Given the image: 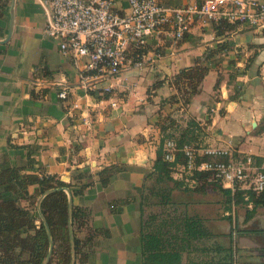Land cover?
<instances>
[{"label":"crops","instance_id":"1","mask_svg":"<svg viewBox=\"0 0 264 264\" xmlns=\"http://www.w3.org/2000/svg\"><path fill=\"white\" fill-rule=\"evenodd\" d=\"M159 1L182 7L204 0ZM113 2L119 14L130 12L129 0ZM4 3L0 0V171L27 166L32 153L35 168L26 173L72 184L73 208L89 215L76 231L81 252L88 254L85 264H143V222L155 211L144 203L145 176L154 166L166 118L181 129L198 124L199 143L231 142L237 156H251L264 169V27L238 24L219 35V22L197 21L181 41L151 39L132 53L121 73L97 75L45 34L47 11L40 0H17L12 30L11 0ZM199 61L209 68L200 93L187 106L169 103L177 94L173 78ZM62 89L69 90L67 102L58 97ZM112 165L124 170L104 187L98 174ZM83 184L92 185L82 190ZM188 193L192 200L179 213L198 218L201 237L185 250L182 264H264L263 204L226 207L218 191Z\"/></svg>","mask_w":264,"mask_h":264},{"label":"trees","instance_id":"2","mask_svg":"<svg viewBox=\"0 0 264 264\" xmlns=\"http://www.w3.org/2000/svg\"><path fill=\"white\" fill-rule=\"evenodd\" d=\"M9 1L4 0V4H8ZM237 25L221 21L215 27L217 33L222 35L234 30ZM222 49L224 46L221 44L220 50ZM208 69L199 61L194 67L181 70L171 81L177 94L171 96L169 103L183 102V105L187 106L193 97L200 93ZM221 79L220 76L218 86ZM231 79H234V76H231ZM159 85H155L154 88H158ZM92 94L99 98L96 93ZM165 121V125H161L162 137L157 147L154 166L145 176L144 203L150 208L158 206L160 209L150 212L143 222L141 233L143 264H182L185 250L201 237L197 226L198 218L179 213V207L172 199L173 189L166 186L168 182H173L176 188L186 187L198 194H206L210 189L218 191L226 198V207H230L233 202L242 206H247L250 202L264 205V191L247 192L250 198L245 201L243 191H236L233 194L231 190L210 182L208 173L198 174V184L194 188L175 180L172 177V165L164 160L162 148L164 141L175 140L179 149L186 145L198 146L202 144L199 143L202 132L194 122H189L181 129L173 118L168 117ZM184 161L183 154L178 153L177 162ZM35 164L32 153H29L27 166L7 167L0 171V264H43L49 251V239L36 208L37 200L46 191L55 188H68L72 194L74 193L71 183H66L56 176L26 173L29 169H34ZM123 170L124 166L120 165H112L101 170L98 174L101 185L108 186L113 177ZM91 185L83 184L82 190ZM33 186L37 188L32 195L29 188ZM24 201L28 202L29 206H24L22 204ZM68 202V195L62 190L48 195L41 204L54 239L50 264H71ZM88 217L85 210L73 208L78 264H85L88 254L81 252V241L76 231L85 226ZM87 241H92V238H88Z\"/></svg>","mask_w":264,"mask_h":264},{"label":"built area","instance_id":"3","mask_svg":"<svg viewBox=\"0 0 264 264\" xmlns=\"http://www.w3.org/2000/svg\"><path fill=\"white\" fill-rule=\"evenodd\" d=\"M40 3L47 11L45 34L57 40L60 49L76 62L84 60L86 71L97 75H118L129 66L132 53L146 47L151 39L170 36L181 41L197 21L264 27V2L257 0H204L182 7H167L159 0H129L130 12L125 15L114 10L113 0ZM35 88L39 89V83ZM58 97L67 102L69 90L62 89ZM162 148L164 160L172 165V177L186 186L196 187L198 174L208 173L209 181L223 188L264 191V169L257 167L251 156H237L231 142L179 149L175 140L167 139ZM178 153L183 154V163L177 162Z\"/></svg>","mask_w":264,"mask_h":264},{"label":"water","instance_id":"4","mask_svg":"<svg viewBox=\"0 0 264 264\" xmlns=\"http://www.w3.org/2000/svg\"><path fill=\"white\" fill-rule=\"evenodd\" d=\"M17 0H11V30L13 29V24H14V19H15V4H16ZM11 35V32L9 33V36ZM9 38H7L6 40H4L2 43L8 41ZM65 191L68 195L69 198V202H68V213H69V235H70V240H71V249H72V259H71V264H76L77 262V253L76 251V243H75V233H74V227H73V194L71 192L70 189L68 188H55V189H51L46 191L44 194H42L36 203V208L38 211V214L44 224V226L46 227V231H47V235H48V239H49V251L47 252V257L44 260L43 264H50L52 256H53V250H54V239L50 230V227L46 218L44 217V214L42 212L41 209V204L43 202V200H45V198L57 191ZM1 256V253H0Z\"/></svg>","mask_w":264,"mask_h":264},{"label":"rangeland","instance_id":"5","mask_svg":"<svg viewBox=\"0 0 264 264\" xmlns=\"http://www.w3.org/2000/svg\"><path fill=\"white\" fill-rule=\"evenodd\" d=\"M166 186H168L169 188L173 189V191H172V199H173L174 203H176L179 208H181V204L182 203L189 202L190 200H192L191 199L192 197L189 195L190 193H188V192L192 191V189H187L186 187L176 188L173 182H168L166 184ZM154 200H156V199H154ZM22 204L24 206H29L28 202H23ZM169 208H171V207H169ZM149 209H150V207H149ZM151 209L155 210V212H156L158 209H160V207L154 206V207H151ZM206 228H207V225L205 224L204 230Z\"/></svg>","mask_w":264,"mask_h":264}]
</instances>
